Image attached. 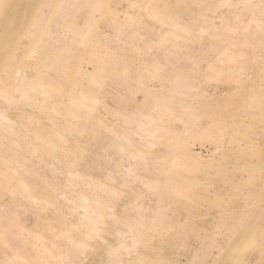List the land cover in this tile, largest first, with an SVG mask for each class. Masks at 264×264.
Returning a JSON list of instances; mask_svg holds the SVG:
<instances>
[{"label": "rangeland", "instance_id": "rangeland-1", "mask_svg": "<svg viewBox=\"0 0 264 264\" xmlns=\"http://www.w3.org/2000/svg\"><path fill=\"white\" fill-rule=\"evenodd\" d=\"M258 8L264 0H0V264L175 261L194 210L213 211L219 188L263 177L264 192V165L248 168L264 152V112L227 110L245 81H264V54L245 61L254 35L264 39ZM53 10L61 17L46 27ZM181 184L187 204H164Z\"/></svg>", "mask_w": 264, "mask_h": 264}, {"label": "bare ground", "instance_id": "bare-ground-1", "mask_svg": "<svg viewBox=\"0 0 264 264\" xmlns=\"http://www.w3.org/2000/svg\"><path fill=\"white\" fill-rule=\"evenodd\" d=\"M255 11L264 15V9L262 8H258V10ZM54 16L61 17L56 10H53L51 19L45 24L46 27L49 26ZM68 23L71 25L66 26V28L70 31H78L76 36L81 35L85 31L82 29L81 24L74 22L72 19H70ZM216 31L217 29L214 28L213 33ZM254 36L256 37V39H254V46L256 48L248 49V60L246 59V62L252 63L250 58L251 55L264 54V39L259 38L256 34ZM249 38L250 35L245 34V36H242V40L245 44H248ZM258 47H260V49H258ZM62 48L69 52V56L72 55V49H75L71 43L64 44ZM243 56L244 55H242V57ZM234 60L235 59L230 62ZM209 66L210 64L207 65V67ZM18 72L19 70L15 73ZM239 91L235 104L232 103V98L227 100V110L233 111V113H235L236 110L248 113H256L258 111L264 112V81L260 80L258 82L256 80L253 83L245 81L240 86ZM28 96L36 98L43 106L49 104L33 90L28 92ZM64 113L69 116L70 110H65ZM2 117L8 118L7 115ZM189 124L190 123H187L186 126L188 128H193L189 126ZM136 125H143V123L139 121ZM221 129H223V127H221L220 130ZM262 130L264 131V128ZM172 131L174 132V130ZM258 132L259 134L257 133V135H260V130ZM173 135L171 138L175 137L177 139L174 133ZM243 139H245L247 145L253 142V138H251L250 135H246ZM254 160L253 163L250 161L253 165L248 166V168H252L253 171L257 169L258 165H264V152L263 155L259 154ZM244 169L245 167L241 168V170ZM163 170L164 167L160 166L156 173H160L161 175V173L163 174ZM261 178L263 177L259 178L258 184L252 182V187H248L246 190H243L241 187H238L236 183L232 182L229 183V186H227L228 188H219V190L215 192L218 194L213 196L210 201L213 211L211 209L204 210L203 207H197L194 210L193 216L195 218H193L194 220L189 226L191 228V233L186 236L187 239L185 237L181 240L179 249L175 254V261L172 259L169 260L165 256L161 264H264V192L258 187ZM168 184H177L175 178L168 180ZM184 184L189 186L186 182H184ZM183 190L184 185H179V197L177 199L173 198L169 193L164 194L162 196L163 203L172 206L176 204L185 206L188 202V198ZM226 190H229L232 195H226ZM76 199L81 202L79 203L81 207H86V200H82V197H77ZM89 202H92L94 206L99 205V200L96 198L93 200L89 199ZM162 218L164 217L162 216ZM209 232L213 234L211 235ZM251 259L252 261L250 262L249 260Z\"/></svg>", "mask_w": 264, "mask_h": 264}]
</instances>
